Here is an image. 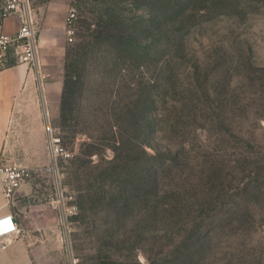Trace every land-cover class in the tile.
Listing matches in <instances>:
<instances>
[{
	"label": "rangeland",
	"instance_id": "obj_1",
	"mask_svg": "<svg viewBox=\"0 0 264 264\" xmlns=\"http://www.w3.org/2000/svg\"><path fill=\"white\" fill-rule=\"evenodd\" d=\"M28 2L37 36L46 23L62 26L52 34L64 48L53 60L57 75L63 77L75 44L92 51L75 117L61 130L58 104L50 120L72 153L62 181L77 205L56 232L58 264H178L202 242L200 230L210 250L194 264H264V0H208L203 14L196 2L183 11V25L167 13L157 22L165 37L125 40V47L95 44L81 29L84 6L70 44L63 22L72 0ZM221 5L233 9L222 12ZM122 11L127 18L141 12L130 4ZM179 28L175 52L166 34ZM142 46L145 58L133 53ZM126 47L132 53L125 55ZM127 94H147L152 102L146 115L153 147L145 154L138 132L121 131L126 144L112 148L106 120ZM82 142H93L99 154L74 167ZM167 152H175L173 164ZM124 161L130 169L143 163L146 177L137 188L131 173L121 194L110 197L114 179L99 175L109 167L121 172ZM83 194L89 196L82 202Z\"/></svg>",
	"mask_w": 264,
	"mask_h": 264
},
{
	"label": "crops",
	"instance_id": "obj_2",
	"mask_svg": "<svg viewBox=\"0 0 264 264\" xmlns=\"http://www.w3.org/2000/svg\"><path fill=\"white\" fill-rule=\"evenodd\" d=\"M17 28V19L10 17L0 24V33L11 35ZM58 29L62 26L46 23L39 30L38 68L12 62L0 68V158L28 169L48 163L47 123L51 126V118L57 116L63 85L53 61L64 52L52 35ZM10 215L24 234L0 242V264H58L52 253L58 247L56 213L36 202L32 183L21 187L14 204L6 201L0 187V219Z\"/></svg>",
	"mask_w": 264,
	"mask_h": 264
},
{
	"label": "trees",
	"instance_id": "obj_3",
	"mask_svg": "<svg viewBox=\"0 0 264 264\" xmlns=\"http://www.w3.org/2000/svg\"><path fill=\"white\" fill-rule=\"evenodd\" d=\"M196 2V6L199 9L198 14H203L205 9L209 10V4H207L208 0H79V5L76 0V6L77 9L79 6H84L86 14L81 20V29L88 34V37L93 39L95 44H103L105 46L116 44L119 47H125V40L138 42L140 37L146 38L148 35H151L153 38H150V41L155 42L158 37H165V32L161 34L157 31V22L161 21L167 13L169 18L173 22L177 23L178 26L183 25V23H185L183 22L185 20H181V18L184 17L183 11L188 8H196V6L191 7V5ZM126 4H130L135 8V10L141 11L140 14L134 15L133 18L125 17L123 15L122 6L124 7ZM220 9L222 12H226L232 10L233 7L230 5H221ZM182 29L183 28H179L166 34V43L169 45L172 43L173 45H171V47H173L175 52H178L180 48V45L177 47V40L180 38L179 35ZM88 47L89 45L79 42L65 54L63 85L59 101V128L61 130L67 126V122L69 120H73L75 117L78 100L84 90V68L87 64L89 55L92 53ZM144 48L145 46L135 48L133 53L137 54L141 58H145L149 54H145ZM124 49L125 52L123 53L125 55L132 53V51L129 52V50H127V47ZM142 52H144L145 56L144 54H140ZM114 64L116 65L115 62ZM171 81L174 82L175 80L174 76L171 78L170 75L168 76V81L166 82L165 87L171 89ZM126 89L131 91L132 87L127 84ZM144 95L140 94L138 97H135L133 94L125 95L124 100L119 103L120 106H117V111L114 110L112 114L108 115L109 117L106 120L107 129L110 132L114 145L112 148L114 150L126 144L123 142V139L121 140V131L126 133L138 132L139 136L137 135V137L141 136L138 146L139 150H141L143 154L146 153V148L153 147V142H151L152 139L149 140L151 132L150 125L152 123L148 119L149 116L147 118L146 115V112L151 107L152 102L150 101L149 95ZM167 153L169 156L165 161L173 164L175 152ZM98 154L99 151L93 142H82L78 150V155L74 157L71 165L75 167L77 163L79 164V162H81L80 165H83L84 157L90 158L91 156ZM152 157L151 160L153 159ZM113 162L115 161L111 160L109 164H114ZM124 163L126 166L123 167L124 169L121 172H116V168L109 167L102 171V174L99 175L100 179L105 175H111L112 179H114L109 184H116V186L113 185L115 187H112L113 192L110 193V197H113L116 194H121L123 191V183L127 181V177L132 175L131 173H134L136 176L134 185L137 188H139L142 179L146 177V168L143 163H138L131 169V166L127 163V161H124ZM72 174L75 176L73 171ZM87 196H89V194H83L80 195L79 198L83 202V199ZM79 206V208H81V202ZM200 234L203 237L200 245L193 248L192 252L185 254L182 261L178 264H194L196 261L201 262L206 259V255L210 250L209 241H207L205 236H203L204 231L200 230ZM199 240L201 241V239Z\"/></svg>",
	"mask_w": 264,
	"mask_h": 264
},
{
	"label": "built area",
	"instance_id": "obj_4",
	"mask_svg": "<svg viewBox=\"0 0 264 264\" xmlns=\"http://www.w3.org/2000/svg\"><path fill=\"white\" fill-rule=\"evenodd\" d=\"M77 14L76 1L72 0L63 22L65 39L70 44L73 43L76 33ZM10 17L17 19L18 28L11 35L0 33V68L8 67L11 62L35 65L38 68L37 29L28 0H1L0 24ZM46 150L48 163L35 169L8 163L0 158V187L6 201L14 204L21 187L32 183L35 186L36 202L52 209L56 213L57 228L63 229L68 219L77 211L75 195L66 189L62 181L63 165L72 158V153L63 146L56 129L49 123L46 129ZM23 234L16 217L10 215L0 219V242H9Z\"/></svg>",
	"mask_w": 264,
	"mask_h": 264
},
{
	"label": "clouds",
	"instance_id": "obj_5",
	"mask_svg": "<svg viewBox=\"0 0 264 264\" xmlns=\"http://www.w3.org/2000/svg\"><path fill=\"white\" fill-rule=\"evenodd\" d=\"M11 221L13 222V220L11 219Z\"/></svg>",
	"mask_w": 264,
	"mask_h": 264
}]
</instances>
